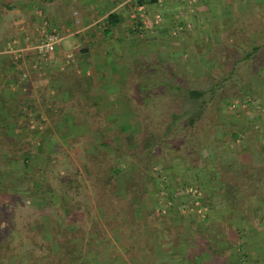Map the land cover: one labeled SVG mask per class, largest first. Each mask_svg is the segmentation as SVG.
Masks as SVG:
<instances>
[{
    "label": "rangeland",
    "instance_id": "374dc122",
    "mask_svg": "<svg viewBox=\"0 0 264 264\" xmlns=\"http://www.w3.org/2000/svg\"><path fill=\"white\" fill-rule=\"evenodd\" d=\"M167 1L136 0L132 17L165 23L187 54L133 63L126 108L109 111L121 130L97 119L77 136L57 126L55 110L9 109L0 264H175L193 252L205 264H264V0ZM141 4L148 11L138 15Z\"/></svg>",
    "mask_w": 264,
    "mask_h": 264
},
{
    "label": "crops",
    "instance_id": "0c3cea01",
    "mask_svg": "<svg viewBox=\"0 0 264 264\" xmlns=\"http://www.w3.org/2000/svg\"><path fill=\"white\" fill-rule=\"evenodd\" d=\"M135 1L0 0V127L13 122L8 110L18 96L33 109L57 111V126L67 125L77 136L89 133L97 119L125 127L122 117L109 111L126 108L121 90L133 63L150 65L163 57L172 63L175 52L187 54L186 43L168 37L165 23L157 28L134 20ZM149 1L156 8L168 2ZM148 7L141 4L135 12ZM44 32H58L63 39L40 55L34 45ZM94 113L101 115L95 119Z\"/></svg>",
    "mask_w": 264,
    "mask_h": 264
},
{
    "label": "trees",
    "instance_id": "16d2710c",
    "mask_svg": "<svg viewBox=\"0 0 264 264\" xmlns=\"http://www.w3.org/2000/svg\"><path fill=\"white\" fill-rule=\"evenodd\" d=\"M114 17V15H110L109 16V19L110 18H113ZM259 50V47L258 46H253V48H252V50L250 51V52H248L247 54H246V58H249L250 56H252V54L253 53H255V52H257ZM188 95H189V97L190 98H192V99H197V98H200L201 97V95H202V93L201 92H199V91H196V90H191V91H188ZM23 103V100L21 101V98L19 99V100H17V103H16V109H17V113L19 114H24L23 112H21L20 111V106H21V104ZM15 105V104H14ZM14 107V106H13ZM163 107H161V108H159V111H165V109L166 108H163ZM8 112L11 114V112L8 110ZM166 115V114H165ZM162 118H164L168 123L169 122H171L169 119H168V117H166V116H164V117H162ZM162 120L163 119H160V118H158V116L156 117V122H157V124L158 125H161V123H162ZM156 122H155V124H156ZM193 122H194V118L193 117H190L189 119H188V123H189V125H193ZM156 124V125H157ZM5 132V126L4 127H0V135H1V138H0V146H2L3 148H6L7 146H6V144H7V142L6 141H11V139H8V135L7 134H5L4 132ZM233 138L235 139L236 138V135L235 134H233ZM9 141H8V143H9ZM104 145H106L107 143H105V142H102ZM9 144H12V142L11 143H9ZM13 149H16V148H13ZM22 160H23V163H22V165L24 166V172L26 173V171L28 170L27 169V167L29 166L28 165V162L29 161H31V155L29 154V153H26L25 155H22V158H21ZM17 160H19V159H17ZM114 171V173H117V170L115 169V170H113ZM258 174H260V172L258 173ZM26 176V175H25ZM24 177H18V179H17V182H23L24 181ZM112 179H111V177H109V179L107 180V181H104V185H105V183L106 184H108V185H110V181H111ZM26 191L27 192H30L31 190H30V188L29 187H26ZM110 192H111V190H110ZM241 193H243V191H240ZM114 194V193H113ZM108 195H111V194H106L105 196L107 197ZM123 208V207H122ZM66 210V212H68V210L67 209H65ZM125 211L127 212V214L128 213H130L129 212V210H128V207L125 209ZM238 212V211H237ZM200 227H201V224H200ZM199 227V228H200ZM195 230H198V228L196 227L195 228ZM194 230V231H195ZM241 230L239 229V230H237V232H240ZM207 247L209 248V250L213 253V254H218V251L215 249V248H213V247H210L209 246V244L207 245ZM191 249V248H190ZM191 251V250H190ZM190 251H189V248L187 249V256L190 254ZM74 249H72V250H68V253L70 254V257L72 256V254H74ZM205 252V251H204ZM183 256H184V253L182 254ZM187 259V261L188 262H185L186 264H205V263H202V262H198V259L197 258H195L194 259V252L192 253V255H191V257H187L186 258ZM239 260H241V259H238L236 262H232V261H230V263L231 264H238L239 263ZM61 261V257L60 256H58L57 257V262H60ZM2 264H5V262H3ZM61 264V263H60Z\"/></svg>",
    "mask_w": 264,
    "mask_h": 264
},
{
    "label": "built area",
    "instance_id": "2783aa9c",
    "mask_svg": "<svg viewBox=\"0 0 264 264\" xmlns=\"http://www.w3.org/2000/svg\"><path fill=\"white\" fill-rule=\"evenodd\" d=\"M62 39H63L62 35L58 32L43 34L34 45V49L40 55H44L47 52H49L53 48V46L58 44Z\"/></svg>",
    "mask_w": 264,
    "mask_h": 264
}]
</instances>
